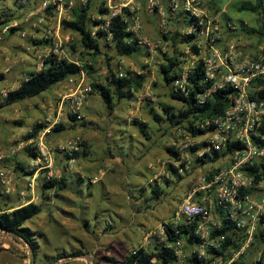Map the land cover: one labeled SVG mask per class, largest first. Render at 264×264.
Here are the masks:
<instances>
[{"label": "rangeland", "instance_id": "374dc122", "mask_svg": "<svg viewBox=\"0 0 264 264\" xmlns=\"http://www.w3.org/2000/svg\"><path fill=\"white\" fill-rule=\"evenodd\" d=\"M66 1H73L74 5L81 4V0ZM103 1L106 0H91L92 16L97 14L98 7ZM120 1L114 0L115 9L119 8L118 3ZM137 1L141 2V0ZM204 1L207 2L210 12L219 19L225 40H238L248 53H253L258 47H264V35L259 31L263 29V22H261L259 14L239 9V6L245 0ZM249 1L254 2V0ZM43 2L44 0H0V14L6 12L9 15L8 17L11 19L9 26L20 27L19 30L12 33L8 29L9 27L0 25V102L9 90L20 85L28 70H39L37 49L44 52L49 44L33 46L30 40L34 37L41 38L44 36L46 28L52 27L55 29L54 34L57 36L55 38L63 41L68 57L71 58L74 54L78 57L79 52L82 50L79 45V33L64 28L62 21L60 30H57L60 18L61 20L64 18L70 19L72 9H65L56 19H52L45 12ZM149 15L152 14L142 8L143 28L141 35L158 43L160 39L166 38L163 37L158 28L159 18L152 15L155 18V23L151 24L147 21ZM42 16H46V22L40 26L37 22ZM242 22L248 30L254 29L257 32L248 33L247 30H243ZM228 23L235 24L237 30H229ZM168 24L173 35L179 25L175 21H168ZM170 41L171 45L168 46L167 53H180L185 50L184 45L180 42ZM71 44L78 45L76 53L72 51ZM103 49L108 56L101 55L93 58L91 55H86V61L92 64V74H88L91 80L104 81L110 72L109 65L116 69L122 67L125 70L134 71H142L143 65H149V79L147 87L139 94V97L132 100L131 103L130 101H122L118 111L114 114L109 112L110 110L99 92L90 94L92 101L82 109V121L89 123L88 126L83 127L80 123L82 121H78L79 124L75 129L68 128L63 132L46 134L45 142L49 148H55L60 141L74 137L85 138L90 143L92 152L95 153L96 157L107 159L106 162H110L111 166L105 168L109 171L107 175L101 177L98 183L94 184L89 180V176L98 174L101 166H97V162L90 160L93 157H90V161L88 160L85 163H78L77 160L75 163L69 164L66 156L58 154L59 152L56 153L55 170L57 174H62L64 170L67 172L69 166L70 173L68 175L74 178L73 175L78 172L85 178V185L91 182L92 190L95 187L91 193L86 188V195L82 199L74 195L75 202L71 201L72 204L69 202L71 205L63 204V202L57 200H45L42 198L41 184L46 169L41 168L39 170L35 189L31 190L28 176H25L16 167L17 161H22L27 166L33 167L34 158L28 155L26 146L30 143L37 146V142L32 139L26 140V135L37 122H53L58 116L61 118V122L67 124L71 122L69 119V113L72 112L71 99H66L65 102L61 103L62 93L65 92L62 84L54 85L42 94L27 98L14 105L0 107V192L9 194L12 199L10 203V200L0 197V208L7 207V203L8 206H14L31 199L33 202L43 203L44 205L43 213L27 223L35 230L42 232L39 242V255L36 256V260L34 261L32 251L23 239L11 233L0 231V245L4 248L0 255L1 264H112L110 258L120 260L131 250L140 246L152 249L156 237L162 238L161 228L163 223L170 220L194 189L202 193V195L194 194L192 197L194 201H205L204 196L209 197L206 199L208 201L213 198L206 187L201 188L204 185L201 177L207 174L211 166L225 167L227 162L219 160L218 163L208 164L207 166L194 165L190 172L183 175L181 179H177L168 171V165L172 162V159L167 151V146H176L179 142L186 141L188 138H186L183 130L168 127L167 123L155 124L151 122V138H147L140 132L137 133L138 130L130 129V132H134L133 134L137 138L139 137L141 141L146 142L143 151H138L139 155L135 156L137 163L134 162L132 156L123 157L121 162L119 158H114L113 161L110 159L111 155L107 153L108 148L114 152L117 151V146L112 138L118 136L119 133V131H116V127L120 123L117 118L118 114L124 113L128 114L130 119L137 117L144 122H150L151 119L146 113V109L143 108L146 105L147 97L151 99V102L162 100V102L172 105L175 109H179L182 104L170 96L166 84H163L162 80L159 79L158 63L163 59L164 53H161V51L150 53L144 48V52L141 54L131 57L120 56L105 42H103ZM2 74H5V76H1ZM158 81L160 83L156 87L155 83ZM16 121H22V124ZM200 141L202 139L196 140V142ZM14 149L15 151H13ZM193 157H195L194 154ZM138 158L142 161L139 162ZM146 164L147 166H145ZM137 169H142L143 173H147L146 179L141 176L134 177V180L139 179L143 182L141 185L131 183V173L137 172ZM2 176H6L9 183H3ZM151 179L161 183L163 188L161 197L159 199L149 197L144 202L145 205L147 204L148 209L141 208L140 212L134 207L138 200L133 198L132 195L131 204H135L127 209L128 216L132 219V223L126 227L129 233L127 237L131 238L133 246H126L125 243H123V246L120 245L115 240V235L113 237L102 235L100 232L102 225L98 226V228L100 227L99 231L95 233L97 222L92 221V218L102 220L105 227L107 221L115 214L113 209L111 210L112 213L106 211L108 200L114 204L118 203L115 205L125 213L127 211L122 204L128 201L127 190L131 187L135 192H141V187L144 185L151 188L149 184L153 182H151ZM165 179L169 181L167 182ZM100 182L105 185L104 188L102 184L99 185ZM103 189L108 200L104 196ZM55 203H58V205H55ZM59 206L66 208V212L58 209ZM78 207L81 208V213L76 215L75 208L77 210ZM101 209L106 210L102 211ZM97 210L101 211L96 217L94 212ZM84 211L89 212L90 224L84 220V216H87ZM128 216L126 215L124 218ZM139 227L141 228L139 229ZM76 251H81L79 256L71 255ZM62 253H66V257L56 260L55 257ZM242 261V264H244V260ZM156 264L162 263L156 261Z\"/></svg>", "mask_w": 264, "mask_h": 264}, {"label": "built area", "instance_id": "2783aa9c", "mask_svg": "<svg viewBox=\"0 0 264 264\" xmlns=\"http://www.w3.org/2000/svg\"><path fill=\"white\" fill-rule=\"evenodd\" d=\"M88 1L81 0V3L86 4ZM143 1L144 3L137 0H121L118 3L119 8L115 9L114 0H106L105 6L109 10L105 15L96 16L104 21L95 28H107L113 16L123 14L127 9L129 14L125 13V17L129 21L128 29L135 33L139 43L150 53L157 51L167 53L168 46L171 45L170 40L163 38L155 43L141 35L143 28L141 10L145 8L149 14L159 18L158 28L163 37L172 35L168 21H175L179 25L177 31L181 34L180 38L183 35L194 34L191 42L181 43L185 48L183 51L185 67L183 80L177 81L176 84L181 89H185L188 70L202 60L207 78L214 81V89L231 85L235 90L231 105L223 114L198 124L208 128V131L192 136L185 129H180L188 138L176 145L179 159L174 164L182 175L190 172L194 165L202 166L196 162V158L203 156L205 152H211L213 149L223 151L228 145L234 147L232 152L220 159L227 162L225 167L211 166L207 174L201 177L204 183L201 188H207L213 196L211 201L206 200L209 197L205 196L203 198L205 201L192 200L194 194L202 195L194 189L170 220L163 223L162 239L166 237V225L178 228L181 225L194 224V233L199 238L195 244H187L183 238L169 244L175 251L176 264H189L188 258H192L196 264H240L255 242L262 240L264 245V47H258L253 53H248L238 40H225L219 19L210 12L204 0ZM51 5L54 7L48 14L46 8ZM73 6V1L66 0H44L43 2L45 12L52 19H56L63 10L72 9ZM61 21L60 18L57 30H60ZM45 22L46 16H42L37 24L41 26ZM227 26L237 30L235 24L228 23ZM54 32L55 29L52 27L44 31L42 37L48 38L50 44L44 52L37 49L38 69H41L45 60L51 56L78 62L76 56L73 55L71 58L67 56L63 41L55 38L57 36ZM193 46L198 48L199 53L193 51ZM124 74L125 69L121 67L119 75ZM60 84L65 91L62 93L61 103L71 99L72 112L82 120V109L88 96L92 94L93 80L88 72L82 69L77 74L68 76ZM60 122L59 116L53 122H47L39 135L32 139L37 142L40 156L33 162V167H37V170L30 177L31 188H34V181L41 168L46 169V177H57L55 170L57 152L72 154L73 151L79 150L83 142V138L78 136L60 141L55 148H49L45 142L46 134ZM198 139L202 141L196 142ZM202 142H205V147L194 154L191 147ZM215 163L210 162L203 166ZM255 167L258 171L252 173L251 169ZM1 179L3 183H9L6 176H2ZM98 179L99 175L89 176V180L93 183ZM218 206L227 212L229 220L238 229L240 247L237 250L232 245H226L227 234L218 232L224 225L216 210ZM135 249L131 251L135 253ZM260 260L258 258L257 262Z\"/></svg>", "mask_w": 264, "mask_h": 264}, {"label": "trees", "instance_id": "16d2710c", "mask_svg": "<svg viewBox=\"0 0 264 264\" xmlns=\"http://www.w3.org/2000/svg\"><path fill=\"white\" fill-rule=\"evenodd\" d=\"M105 2L98 7L97 14L92 16L91 14V0L86 4H77L72 8V14L70 19L64 18L62 25L64 28L79 33L80 43L82 50L77 57L78 62L71 61L69 59H60L56 56L48 57L44 66L39 70H28L26 77L21 81L20 85L14 89L9 90L3 100L0 102V107H6L14 105L17 102L25 100L27 98L35 97L52 86L59 84L68 76L77 74L82 69L86 70L88 74H92V64L86 61V55H91L96 58L101 55L108 56L103 49V42L108 47L115 50L120 56H134L144 52V47L139 43L138 37L128 29L129 21L125 17V13L129 14L126 9L123 14H117L110 20L109 26L98 27L104 21L102 18L96 17L99 15H105L108 12V7L105 6ZM249 2V3H248ZM54 6L51 5L46 8V12L49 14ZM240 10L251 11L252 13L259 14L261 22H263V29H260V33L264 35V0H254V2L243 1L239 6ZM9 15L4 12L0 14V25H6L9 27L10 32H15L20 29L18 26H9L11 19ZM229 30L235 31L228 26ZM242 29L247 30L248 33H255L256 30H248L242 22ZM95 31V33H94ZM179 31L174 32L171 37L164 36L166 39L173 42L189 43L194 38V34L183 35L180 38ZM33 46H42L50 44V40L45 37L31 38ZM37 48V47H36ZM84 48V50H83ZM71 49L74 53L78 51V45L71 44ZM193 51L199 53L196 46H193ZM147 52H149L147 50ZM75 55V54H74ZM163 59L159 61V75L163 84H166L170 91V96L179 101L182 106L179 109H175L172 105L165 102L158 103L160 110H156L154 106L150 108V114L154 117L155 121L159 124L162 122L167 123L168 127L185 129L192 136H197L201 133L208 131V128L198 126V124L205 123L206 120L219 116L225 112V110L231 105L232 98L235 94V90L231 85H226L214 89V81L207 78L204 62L200 60L193 68L188 70L185 78V89H181L176 82L183 80V72L185 67V60L183 59L184 53H164ZM143 72L134 70H125L124 75H119V70L109 65V74L101 82L93 81V91L99 92L104 102L106 103L110 112L116 108L117 101L115 100H133L137 98L145 87L148 81V67L149 65H143ZM204 97V99H202ZM148 105H151L150 99ZM69 119L73 122L71 126H76L78 119L76 113H69ZM22 124V121H16ZM143 134L150 137L149 124L138 118H134L132 121ZM82 125H86L85 121L80 122ZM69 124V123H68ZM68 124L64 122L56 123L50 133L61 132L68 128ZM46 122H37L26 135V140L36 138L39 133L46 126ZM85 150L87 149V142L84 141L81 144ZM205 142L192 146L194 154L205 147ZM234 146H227L223 151L213 149L211 152H205L203 156L197 157L196 162L198 164L215 163L222 157L232 152ZM26 151L31 158L38 159L40 152L35 144H28ZM169 156H171L172 162L168 165V171L177 179H181L183 175L180 173L179 168L174 164L179 159V154L176 146H167ZM81 156L80 150H75L72 154H66L68 159L78 158ZM17 169H20L25 176L33 175L37 167H30L24 164L22 161H17ZM252 173L258 171V168H252ZM81 182H86L82 175H79ZM165 178V176H164ZM165 181H169L165 179ZM152 182V181H151ZM91 182L87 183V187ZM151 188H148L147 198L159 199L163 193L161 183L157 180L149 183ZM69 186V180L66 176L61 175L59 177L48 178L43 177L42 180V196L45 199H51L52 197H59L61 191L67 189ZM0 197L10 200L11 196L0 192ZM0 208V231L11 233L25 241L31 249L32 257L34 261L36 256L39 255L40 250V235L42 232L33 229L27 223L32 221L35 217L40 215L44 208L43 204L39 202H28L26 204H19L14 206H8ZM217 213L224 222V225L218 232L227 234L226 245H232L236 250L239 249L238 243V229L236 225L229 220L227 212L222 207H217ZM194 224L181 225L178 228H174L172 225H166V237L162 239L156 237L152 249L145 247H138L135 253L130 251L122 259L118 260L110 258L112 264H156L159 261L162 264H176V254L174 249L169 245L172 241L179 238H183L187 244H195L199 238L194 233ZM4 248L0 245V255ZM81 251L73 252L71 255L79 256ZM217 253H222L217 251ZM66 257V253H62L55 257L59 260ZM189 264H196L192 258L187 259ZM1 264V260H0Z\"/></svg>", "mask_w": 264, "mask_h": 264}, {"label": "crops", "instance_id": "0c3cea01", "mask_svg": "<svg viewBox=\"0 0 264 264\" xmlns=\"http://www.w3.org/2000/svg\"><path fill=\"white\" fill-rule=\"evenodd\" d=\"M141 2L144 3L143 0H141ZM147 18H148L147 21L148 22H151V24H154L155 23V18L152 15L151 16L149 15ZM150 28H152V27L150 26ZM1 76H5V74H2ZM148 79H149V77H148ZM159 79L161 80L160 75H159ZM159 83H160L159 81L157 83H155L156 87L159 86ZM147 85H148V81L146 82L144 89L147 87ZM144 89L139 94H141L144 91ZM139 94H137V98L139 97ZM137 98H135V99H137ZM91 99L92 98H90V96H88V98H87L84 106H86V105L88 106L89 103L92 101ZM135 99H133V100H135ZM148 99H150V98L149 97L146 98V101L147 102H146V105H144L143 108L146 109V113L148 114L149 118L151 119L150 122L145 121V122H147L149 124V131H150V135H149L150 137L147 136V138H151V128H150L151 127V122H154L155 124H159V123L157 121H155L154 117L150 114V108L152 106H154L156 108V110H160V107L158 106V103H161L162 100H159V101L157 100L155 102H151V99H150V102L152 104L151 105H148V103H149V100ZM115 101H117L115 110L112 111V112L109 111L112 114H114L116 111H118V109H119L118 107L122 103V101H127V102L130 101V103H131L132 100L123 99V100H119V101L118 100H115ZM128 116H129L128 114H124V113L118 114V117L117 118L119 119L118 122H120V123L117 125L116 131H119V133H118V136H115V137L112 138V140L114 141V143L117 146V151L114 152L112 149L109 150V148H108L107 153H109L111 155L110 156L111 157L110 159L112 161H113L114 158H119L120 159V162H121L122 159H123V157L128 158V157H131L132 156V158L134 157L133 158L134 159V162L137 163V161H135V156H138L139 155L138 154L139 153L138 151H140V150L143 151L146 142L145 141H141V139L139 137L137 138L133 134L134 132H130V129L133 128L134 130H138L137 133L140 132L142 135H145V134H143L141 132V130L135 124H133V122H132L134 120V118H137V117H133V118L130 119ZM139 120H141V119H139ZM72 123L73 122L71 121L68 124V128H74L75 129V127L79 124L78 123L74 127V126H71ZM88 125H89V123L86 122V125H83V127L84 126H88ZM67 129H65V130H67ZM65 130H63V131H65ZM63 131H61V132H63ZM56 133H58V132H56ZM84 141H86L87 144H88L87 145V149L85 150V148H83V146L81 145L80 148H79V150L81 152V156L78 157V158H70V159H68L66 157V159L68 160V163L69 164H73L77 160H78V163L79 162L85 163V162H87L89 160L90 157L91 158L93 157V159H90V160H94L95 162H97V166H101L100 172L98 174H96V175H99V179L101 177L103 178L109 172L108 169H105V168L107 166H111L110 162H106L107 159H103V158L96 157L95 156V153L92 152V148H91L90 143L85 138H83V142ZM147 146H149V144H147ZM58 154H60L62 156H66V154H62V153H58ZM138 159L140 160L139 162L142 161V159H140V158H138ZM55 161H56V158H55ZM145 166H147V164ZM87 167H90V166H87ZM69 170H70V168L68 166L67 167V172H66V170H64V172L62 174L61 173L60 174H57L56 173L57 174V177H59L61 175H64V176H66L68 178V180H69V186H68V188L65 189V190H63V191H61V193H60L61 195L59 197H52L51 199H45L42 196L43 199H45V200H51V201L52 200H57L59 202L60 201L63 202V204L71 205L72 202L73 203L75 202V199H74L75 196L77 198H79V199H82L86 195L85 194V189L86 188L89 189L90 193H91V191H94V188L95 187H93V190H92V186L91 185L89 187H87V185H85V184H83L81 182V180L79 178V175L80 174L78 172L75 175H73L74 178H72L71 175H68V173H70ZM131 174H132V182L131 183L133 185H141L143 183L139 179H135L134 180V177H138V176L140 177L141 176L144 179H146V177H147V173L146 172L143 173V170L142 169H139V170L137 169V172H132ZM44 176H46V174H44ZM30 177L31 176L29 175L28 176L29 184H30V181H31V178ZM36 180L34 181L35 182V185H36ZM95 183H98V181L97 182H94V184ZM100 184L103 185V188L105 187V185L102 182H100L99 185ZM41 186H42V184H41ZM34 189H35V186H34V188H31V190H34ZM148 191H149L148 190V186H145V185L141 187V192H137V191L135 192L130 187L127 190V192H126V194H127V200L128 201L125 204H122L123 207L125 208V210L127 211V209L132 205L131 204L132 203L131 201H132L133 198H135L136 200H138L136 202L137 204L134 203L136 205L134 207L136 209H138V211L141 212V208L142 209H148L147 208L148 207L147 204L145 205V203H144V202H146L148 200V198H147ZM137 193H138V195H137ZM132 195H133V198H132ZM104 196H105V190H104ZM105 198H106V196H105ZM141 199H143V200H141ZM29 201L31 202L32 199L25 201V203H23V204H26ZM108 201H109L108 202V208H107V210L106 209L105 210L111 212V210L113 209V210H115V214L111 217V219L109 221H107V224H105L106 225L105 227H104V224H103V221L102 220H99V218H97L96 220H95V218L94 219L92 218V221L97 222L96 225L93 223V226L94 225L97 226V228L95 229V233H98V231H99V228L100 227L98 228V226H101L102 225V228L100 229V232H101L102 235H104L105 237H113L115 235L114 236L115 237V240L120 245L123 246V243H125L126 246H131V245L133 246V243L131 241V238H128L127 237V235L129 233H128V229L126 227L129 226L132 223V219L128 216L129 215V212L127 211V212L123 213L122 210L120 211L119 210L120 208H118V206L115 205V204H118V203H115L114 204V203H111L110 200H108ZM69 202H71V204H69ZM58 203H55V205H58ZM41 204H43V203H41ZM43 208H44V205H43ZM58 209H61L63 212H66V210H65L66 208H63L61 206H59ZM101 210L102 211H105L103 209H101ZM101 210H97L96 212H94V213H96L95 214L96 217L99 215V213H100L99 211H101ZM88 211H84V214H87V216H84V220H85L86 223L90 224L91 223V218L88 217L89 216V212ZM80 213H81V208L78 207L77 210L75 208V214L78 215ZM103 214L106 215L105 213H103ZM126 215L128 217L124 218ZM140 228L141 227H139V229ZM260 253H262L261 256L259 255ZM258 258L261 259L260 260L261 262L260 261L257 262V259ZM242 260H244V264H252V263L253 264H264V245H263L262 240H259V241L255 242L254 243V246L252 245V248L249 249V251L243 257ZM242 262L243 261H241L240 263L242 264Z\"/></svg>", "mask_w": 264, "mask_h": 264}]
</instances>
